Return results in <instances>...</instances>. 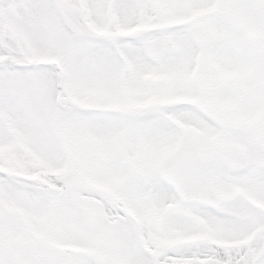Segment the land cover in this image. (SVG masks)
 I'll use <instances>...</instances> for the list:
<instances>
[{
	"label": "snow or ice",
	"instance_id": "1",
	"mask_svg": "<svg viewBox=\"0 0 264 264\" xmlns=\"http://www.w3.org/2000/svg\"><path fill=\"white\" fill-rule=\"evenodd\" d=\"M0 264H264V0H0Z\"/></svg>",
	"mask_w": 264,
	"mask_h": 264
}]
</instances>
